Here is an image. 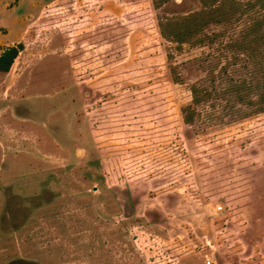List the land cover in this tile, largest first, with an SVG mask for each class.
Wrapping results in <instances>:
<instances>
[{
	"label": "rangeland",
	"instance_id": "obj_1",
	"mask_svg": "<svg viewBox=\"0 0 264 264\" xmlns=\"http://www.w3.org/2000/svg\"><path fill=\"white\" fill-rule=\"evenodd\" d=\"M38 1L0 0V264H264L263 85L162 33L218 0Z\"/></svg>",
	"mask_w": 264,
	"mask_h": 264
},
{
	"label": "trees",
	"instance_id": "obj_2",
	"mask_svg": "<svg viewBox=\"0 0 264 264\" xmlns=\"http://www.w3.org/2000/svg\"><path fill=\"white\" fill-rule=\"evenodd\" d=\"M251 9L254 15L243 23L241 29L234 36L231 28L239 21L245 12ZM162 33L175 41H188L190 43L205 44L211 43L225 34L228 35L221 45L220 58L215 62H209V70L216 66L219 59H223L221 71L228 74L225 66H236L239 59H243L248 79L242 78L234 82L231 75L228 76L229 83H225L224 89L227 92L233 91L239 94L247 92L257 85H263L262 100H264V75L258 71L261 64H264V0H218L216 4L185 16L181 22H167L161 20ZM209 25H222L214 30H207ZM168 26V27H167ZM23 46L22 40L5 46L0 51V71H6L13 58ZM245 56V58L242 57ZM196 63H202L205 58L193 56L190 58ZM220 76V75H218ZM180 79V78H178ZM214 95L219 92L213 87ZM192 99L197 101L205 92L196 84L190 86ZM207 93V91H206ZM261 100V101H262Z\"/></svg>",
	"mask_w": 264,
	"mask_h": 264
},
{
	"label": "built area",
	"instance_id": "obj_3",
	"mask_svg": "<svg viewBox=\"0 0 264 264\" xmlns=\"http://www.w3.org/2000/svg\"><path fill=\"white\" fill-rule=\"evenodd\" d=\"M217 207H220L219 205ZM198 264H211V261L209 258L205 257L200 263Z\"/></svg>",
	"mask_w": 264,
	"mask_h": 264
},
{
	"label": "crops",
	"instance_id": "obj_4",
	"mask_svg": "<svg viewBox=\"0 0 264 264\" xmlns=\"http://www.w3.org/2000/svg\"><path fill=\"white\" fill-rule=\"evenodd\" d=\"M22 1H24V0H22ZM25 1H27V0H25ZM28 1H29V0H28ZM38 2H39L38 0H30V3H31V4H34V3L37 4ZM18 40H19V38L15 39L14 41L17 42ZM10 43H12V41H11ZM2 49H3V48H2Z\"/></svg>",
	"mask_w": 264,
	"mask_h": 264
}]
</instances>
